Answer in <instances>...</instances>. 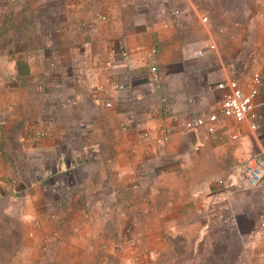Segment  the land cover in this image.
Returning a JSON list of instances; mask_svg holds the SVG:
<instances>
[{
  "label": "crops",
  "instance_id": "1",
  "mask_svg": "<svg viewBox=\"0 0 264 264\" xmlns=\"http://www.w3.org/2000/svg\"><path fill=\"white\" fill-rule=\"evenodd\" d=\"M260 157L264 0H0V264H264Z\"/></svg>",
  "mask_w": 264,
  "mask_h": 264
},
{
  "label": "built area",
  "instance_id": "2",
  "mask_svg": "<svg viewBox=\"0 0 264 264\" xmlns=\"http://www.w3.org/2000/svg\"><path fill=\"white\" fill-rule=\"evenodd\" d=\"M204 23L208 22L207 18H203ZM215 46H211L213 50ZM203 52H200L198 56H202ZM152 72H156V68L151 69ZM263 84V77L261 72H255L250 79L248 92H245L241 85L236 80L223 81L218 84L219 90L228 91L226 98L223 100L220 112L226 117L233 119L235 122L242 124L248 123L252 130L258 128L259 116L256 112L255 101L260 95L261 86ZM123 89L122 86L118 87ZM110 106V104H108ZM218 121L216 115H211L208 118L196 119L191 128L197 130L202 127H206L209 133L215 132V125ZM84 127V125H82ZM45 133H37V138L45 137ZM234 140L239 138L238 135L232 137ZM168 138L159 140V143L166 142ZM84 155V161L94 162L98 159L96 153L92 150V147L86 145L82 149ZM246 181L250 187H258L264 183V157L254 159L249 162L246 167ZM48 247L44 248L45 252H48Z\"/></svg>",
  "mask_w": 264,
  "mask_h": 264
}]
</instances>
